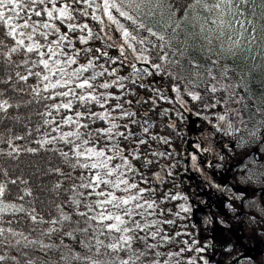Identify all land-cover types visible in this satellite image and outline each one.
Returning <instances> with one entry per match:
<instances>
[{"label":"snow or ice","instance_id":"6c2138e0","mask_svg":"<svg viewBox=\"0 0 264 264\" xmlns=\"http://www.w3.org/2000/svg\"><path fill=\"white\" fill-rule=\"evenodd\" d=\"M249 3L250 0H211V2L210 0H0V26L6 28V31L0 32V36L12 37L14 40L9 47L4 39L0 38V49H4L0 51V56L7 57L5 61L7 64L14 63L11 57L16 53L39 57L38 60L24 59L21 63L24 66L31 63L33 68L42 66V71L28 70L27 75L16 72V76L20 81L25 82L30 76L39 78L43 82L44 92L59 89L48 96L40 95L37 89L32 90L37 93L41 101L45 102L44 106L48 109L46 113H40L45 117L43 124L56 123L52 131L60 133L58 137L50 138H48L49 134L45 133V139L38 140L36 143L43 148L46 144L55 143L59 139L69 146V151L57 149L64 163L72 171L81 170L80 175L75 178L79 183L73 182L64 190L67 198L62 204L55 206L57 216L47 221L36 212L35 208L29 210L23 204L17 205L6 200V197L11 195L8 184H17L19 177L17 180L8 182L0 181V222H5L2 214L27 213L34 224L52 225L41 233L43 236L50 238L53 234H58L61 238L60 245L44 244L41 240L28 239L23 232H16L11 227L7 229L0 227V244L10 243L9 237L5 235L9 233L11 237H20L15 240V245L23 244L24 248L39 245L42 249H59L63 245L66 251L60 255V259L65 264H181L180 258L183 252L205 251L202 247L193 249L192 245H195L196 241H193L192 245H188V241H183L187 247H182L176 252L158 250L173 241L172 236L163 233L161 225L172 224L174 221H162L156 218L149 220L148 218L155 217L157 213L163 215L165 211L171 212V209L161 208V203L178 199L186 201L187 197L169 191L163 193L162 199L158 202L152 198L155 196V189L140 187L135 181L134 177L138 169L134 167L132 160L143 159L145 166L153 163L148 156L142 154L141 146L147 145L151 148L149 139L170 145V139L152 135L150 128L153 124L148 119L142 122L135 119L137 113L125 108V104H132L131 100L121 101L122 97L130 93L125 81L146 88L149 86L138 81L149 76L167 74L169 79L174 81L171 91L176 93L175 100L184 106L185 101L180 96L181 87L178 83L184 78L179 75L174 76L167 67L169 65L179 67L180 59L175 58H187L188 51L193 48L197 40L201 41L200 53L211 64V67L206 69L210 80L219 83L216 73H219L224 80H230L229 72L232 69L227 64H222V61L228 56L236 55V50L241 48L242 41L245 39V33H249L246 25L253 23L246 14ZM260 7L264 9V2ZM153 9H162V16L167 14V28L171 29V36L166 35V30H154L152 26L144 22V16L154 15ZM201 11L208 15L201 16ZM33 16L40 19L34 20ZM78 17H90L91 20L105 27L94 33L89 23L81 22ZM118 17L129 21L134 26V30H130L121 23ZM187 24H191L193 29H196L198 25V31L184 32L182 25ZM112 26H115L121 34L123 43L119 45L108 43L107 46L117 47L119 57H110L106 51L98 48L76 47L77 43L88 45L94 35L98 39L111 41V36L101 34L105 32V28ZM141 31L146 32L147 35L140 36ZM255 32L256 28L253 27L247 43L255 42ZM181 33H184L183 41L180 40ZM25 40L29 43L26 44ZM173 40L179 46L173 47ZM136 45L140 48L138 49ZM126 49L131 50V56L126 54ZM81 53L85 54L83 63L80 62ZM93 53H100V55ZM152 54H155L159 63L153 62ZM101 57L106 58L105 63H126V66L131 69L130 75L121 76L118 74L119 68L112 67L109 70L104 64H99ZM136 61L143 62L147 66L137 68ZM188 63L193 68L201 67L191 58H188ZM97 68L102 70L97 71ZM105 75L112 79L98 82V78ZM195 75L199 77L200 74L197 72ZM11 79L12 77L9 76L8 80ZM216 83L206 85L205 91L216 93L221 89L226 90L232 87L230 84H221L218 89ZM188 84L193 88L199 86V83H193L191 80ZM112 88L120 89V94L116 95L107 91ZM100 89L104 91H98ZM14 91L22 92L24 89H14ZM185 91L194 101L202 98L199 92L188 90L187 85H185ZM152 92L150 102L154 106L158 99H169L163 89L152 88ZM2 95L3 93L0 92V96ZM56 98H61L60 102H55ZM243 99L244 97L241 96L237 102ZM48 100H52L53 103L48 104ZM110 100L116 103L112 104ZM136 103L139 104L141 101L137 100ZM218 103L219 101H216L206 107L215 108ZM96 106L99 107V111L94 110ZM11 107L14 105L8 100L0 99V113L6 114ZM53 110L57 115H61V110H68L72 114L61 115V119L56 121ZM180 115L183 118L182 114ZM216 119L217 130L223 131L225 135L241 131L229 119L227 113L218 115ZM98 121L103 122L105 126L93 127ZM118 121L124 122L118 123ZM61 124L73 126L75 130L61 132ZM136 124L140 125L139 132L131 128V125ZM167 126L173 129L176 127L175 123ZM36 131L39 132L40 129ZM31 134V132L28 133V135ZM23 138L19 135H10L5 140L0 136V143L6 142L9 145L11 151L7 155L12 156L13 153L18 154L20 151L13 141ZM122 141L129 145L127 153L125 147L121 146ZM196 148L199 149L200 145L197 144ZM203 150L208 151V149ZM2 151L0 149V152ZM25 151L36 152L38 149L27 148ZM174 154V152H150V155L155 157H171ZM116 160L120 162L114 163ZM191 160L196 167V155H192ZM168 167L174 168L175 165ZM51 171L64 175L60 168ZM167 174L171 176L172 172L169 171ZM4 175L7 176V172H4ZM154 175L161 178L160 172ZM67 178L73 179L70 174ZM20 182L27 184L24 180ZM143 182L147 183V180ZM61 187L62 182L54 186L56 190ZM117 191L123 194L117 195ZM31 194V190L25 188L23 194L18 195L16 199L23 201L25 195L31 196ZM146 194L149 198H146ZM90 197L95 199L89 200ZM81 207L86 208L87 211H80ZM178 208L180 211L175 213L178 217L180 212L191 211L186 204H180ZM6 223L10 225L13 221L7 220ZM175 235L179 236L181 233L177 232ZM64 238L85 249L86 254L82 255L74 251L72 247L64 245ZM150 239L156 242H149ZM137 244L142 245L143 250H139L136 247ZM122 253L123 258H121ZM21 255L27 256V253L22 252ZM165 256L167 259H163ZM101 257L112 258L102 259ZM6 258L5 255H0V261ZM11 259L17 260L16 257ZM200 259L203 264H208L203 257ZM25 264H34V261L28 259ZM189 264H194V261L190 260Z\"/></svg>","mask_w":264,"mask_h":264},{"label":"trees","instance_id":"16d2710c","mask_svg":"<svg viewBox=\"0 0 264 264\" xmlns=\"http://www.w3.org/2000/svg\"><path fill=\"white\" fill-rule=\"evenodd\" d=\"M147 11V10H145ZM154 15L144 16V22L152 26L154 30L157 31H165L166 35L171 36L172 32L170 28H167V23L159 26L154 23V18L162 17L167 22V14L165 13L163 16L161 15L162 9H153ZM23 15V13L21 14ZM119 18V17H118ZM32 19H40L38 17H32ZM81 22H88L89 26L94 29L95 32H99L101 28H104V25L99 24L97 21L91 20L90 17H78ZM121 23H124L126 27L130 30H134V26L131 25L129 21L124 20L123 18H119ZM19 22V21H17ZM174 26V25H173ZM184 32H192L193 29L189 28L188 25H182ZM192 30V31H191ZM6 31V28L0 26V32ZM26 31V30H25ZM135 34V32H134ZM102 36H111V41H106L105 39H98L94 37L89 41L88 45H80L76 44L77 48L82 47H90L92 49H101L102 51H106L108 56L116 58L119 57V49L117 47H108V43H112L115 45H119L123 43V38L121 34L116 30L115 26L111 28H105V32L101 34ZM140 36L147 35L146 32L141 31L139 33ZM5 44L9 47L12 46L14 40L12 37H3ZM19 37H17L18 39ZM154 39V38H153ZM184 33L180 34V40L183 41ZM25 43H29V41L25 40ZM179 46L175 40H173V47ZM139 49L140 46L136 45ZM43 50V49H42ZM0 51H4V49H0ZM194 49H190L187 54V58L180 59V66L177 67L175 65H169L167 70L172 72L173 75L182 76L184 79L179 81L181 91L180 96L185 101V105L182 106L178 101L175 100L176 93L171 91V86L173 84V80L169 79L167 74L157 75V76H149L142 79V81H138L148 85L149 87L141 88L136 85L131 84L129 81H125L126 86L130 89V93L122 97V101L131 100L132 104H125V108L135 111L137 116L135 119L139 121H143L145 119L153 121V127L150 128V132L152 135H159L163 137H167L170 139V145L164 144L162 142L153 141L149 139V144L151 148H148L147 145H142V154L148 156L150 160L153 161L152 164L145 166L143 159L140 160H132V163L135 168H138V172L135 174V181L140 185V187H151L152 181H154V174L162 169L164 165L168 163H161L160 169L153 171L158 163L166 162L169 158L176 159L179 163L181 159L179 158V152L177 150L182 149L184 147L183 142L185 139L190 137H195L196 135L190 134V130L196 132L195 127H193L192 120L196 117V114L199 113L201 115V121L204 122V119L208 120L210 116L215 119L216 113L220 110H228V103L226 100L225 94L222 92V89L217 91L216 93L206 92L205 86L211 85L213 81L207 79L202 69L193 68L188 63V58L193 59ZM94 55H100V53H93ZM126 54L131 56V50L126 49ZM11 59L14 61L13 64H7L5 61L7 57L0 56V92L3 93L0 96V99H6L10 104L14 105L7 110V113H0V136H2L5 140L9 138V136H22L24 137L21 140H14L13 143L19 147V153H13L12 156H8L7 153L11 151L9 145L5 143H0V149L3 151L0 152V181L8 182L10 180H17V184L13 185L11 183L8 184V188L10 190L11 195L6 197V200L11 203H15L17 205L23 204L26 209L35 208L36 212L44 218L45 221L49 220L52 217L57 216L56 205L62 204L67 198V193L64 191L67 189L73 182L79 183L75 178L80 175L81 170L72 171L68 166L64 163L63 158L59 155L57 149L61 151H69V146L64 144L62 141H57L52 144H46L43 148L40 144L36 143L38 140L45 139V133H48V138L51 136H59V132L52 131L53 128L56 127V123L52 125H44L43 120L44 116L40 115V113H46L48 109L45 108L44 101H41L36 92L32 91L33 89H37L40 95L48 96L53 91L57 90H49L48 92L43 91V82L37 77L30 76L29 79L25 81H20L16 76V72H20L22 75H27L28 70L32 71H42V66H37L35 68L32 67L31 63L28 66H24L21 61L24 59L30 60H38L39 57L29 54L22 55L20 53L13 54ZM153 62L159 63L155 58V54H152ZM106 58L101 57L99 60V64H104L105 67L109 68L117 67L121 65L119 69V75L121 76H129L131 73V69L128 68L125 64H112L105 63ZM80 62H85V54L81 53ZM137 68H143L147 65L143 62L136 61ZM207 66H205V69ZM97 71L102 69L97 68ZM201 71L199 77L195 74L196 72ZM255 74V72H254ZM11 76L12 79L8 80V77ZM112 77L105 75L102 78H98V82L101 80H111ZM189 80L193 83H199L198 87H191L188 84ZM7 81V83H5ZM185 85L188 86V90L196 91L201 94V100L194 101L192 100L185 91ZM244 84L239 83V86L232 90V101L233 104H238V100L241 96L244 97L242 103V110L246 116H248L251 120L255 115L258 117L264 118V108H259V97L257 94L261 92L264 93V75L263 77L253 78V80H249V86L243 87ZM24 89V91H14V89ZM152 88H160L163 89L165 94L168 96V100H157L155 106L150 102V97L153 96ZM98 91H104L102 89ZM107 91L113 92L116 95L120 94V89L112 88ZM235 93V95H233ZM61 98H56L55 102H60ZM140 100L141 103L137 104L136 101ZM171 101V102H169ZM219 101L215 108L206 107ZM48 104L53 103L52 100L47 101ZM110 103L114 104L116 101L110 100ZM15 105H19V107H15ZM162 109H167L169 111H174L175 114V129L168 127L169 125L166 122V114L162 113ZM96 111H99V107L96 106ZM253 110L255 112H253ZM259 110V111H258ZM145 113L147 114L145 116ZM72 113L68 110H61V115H71ZM182 117L181 118V115ZM53 115L55 116L56 121L61 119V115H57L55 110H53ZM19 117V119H16ZM48 119H52V117H47ZM212 121V120H211ZM258 121V120H256ZM124 121H118V123H123ZM105 126L103 122H97V124L93 125V127ZM131 128L139 132L140 125H131ZM36 129H40L39 132ZM203 134L208 135L210 139H216V133L214 130H209L208 127L204 128ZM10 130V131H9ZM75 130L73 126L70 125H60L61 132L73 131ZM264 126L261 130L256 133L249 132V135L245 136L243 129L239 133H236L237 138H235L234 146L231 150V160L232 163L235 164L239 161L248 160V164L250 167L249 171V180L244 182V187L253 190L254 188H258V191L255 193L249 194L246 196L241 193L240 190H237V184L242 186L241 179L239 178L238 182H233L232 190L229 194H231V201L226 203V206L229 208L226 209V213L224 210H220L224 205V194L222 195L219 191H215L213 194L210 193L207 196L201 195L202 199H200V207L199 210L202 214L205 215V219L208 222L216 221L220 222L219 219H222L226 225H232L234 230L238 229L240 231L245 232L246 236H248L249 243H264V170L261 171L259 169V162L256 160V153L253 154V163L249 162L250 153L252 150L262 151L264 153ZM31 132V135L28 133ZM262 132V133H261ZM254 135H250L253 134ZM262 135L258 137L259 135ZM147 138V137H144ZM121 146L125 147L126 153L129 145L126 142H121ZM27 148H36L38 151L36 152H28L25 151ZM170 150L175 154L171 157H155L151 156V151H159V152H167ZM243 158V159H241ZM264 160V156H263ZM119 160L114 161V163H119ZM238 166V171L240 172L242 167ZM240 167V168H239ZM60 168L64 175L58 174L55 171H51L52 169ZM166 168L164 171L166 173ZM153 171V172H152ZM4 172H7V176L4 175ZM258 173L260 174L258 177ZM68 174H70L73 179L69 180L67 178ZM153 174V175H152ZM166 176V174H165ZM240 176V175H238ZM137 177V178H136ZM257 177V178H256ZM162 178V177H161ZM20 180L27 181V184H23ZM147 180V183L143 181ZM162 180V179H160ZM159 180V181H160ZM62 182V187L59 190H56L54 186L58 183ZM152 186L151 188H153ZM28 188L31 190V196L25 195L24 200L21 201L16 199L18 195L23 194V189ZM239 188V187H238ZM240 189V188H239ZM164 190L160 188L155 191V196L152 197L156 199L158 202L162 199V194ZM117 191V195H121ZM202 194V193H200ZM244 195L243 203L239 200V210L237 211L236 216L234 215L235 211L231 208V205L234 203L235 196ZM187 200H175V201H165L160 204V207L167 210L171 209V212L165 211L163 215L157 213L155 217H149L151 220L153 218L159 220H172L174 223L172 224H162L161 228L164 234L172 236L173 241L167 245H163L158 250L168 252H176L179 251L182 247H187L183 243V241H188V245H192L193 241L197 243L192 245L194 248H204L205 251L197 252L195 250H187L181 254V264H189V261H194V264H203V261L200 259L201 257L204 260L208 261L210 264V256L212 251L214 250V244L204 237L203 232L196 233L198 229H203L205 226L201 224V226H197L194 224V210L191 207L193 202V196H189L185 194ZM228 196V195H227ZM233 196V200H232ZM146 198H149L146 194ZM89 200L95 199V197L88 198ZM181 201V202H180ZM185 203L186 206L191 208V211L188 213L180 212V216H176L175 213L180 211L178 205ZM183 203V204H184ZM110 207V206H109ZM205 208V209H203ZM67 206H65V211H67ZM100 210V209H98ZM80 211H87L86 208L81 207ZM113 211H115L113 209ZM227 215V220L225 215ZM3 215V221L0 222V227L4 228H13L16 232H23L24 236L28 237L30 240H41L44 244H54L60 245L61 238L58 234H53L50 238L47 236H43L41 233L46 230L49 225L47 223L34 224L27 216V213H15L8 212ZM230 217V218H229ZM75 218V217H74ZM140 219L139 217H137ZM7 220H12V224L6 223ZM220 224V223H218ZM217 224V225H218ZM223 224V225H225ZM57 227H59L57 225ZM33 229H35L33 231ZM205 229V228H204ZM249 231V233H248ZM256 231L258 234L259 241L253 240L254 236L252 234ZM179 232L181 235L176 236L175 234ZM143 234V233H141ZM7 237H9L10 243L0 244V255H5L7 258L4 261H0V264H25L26 260L30 259L34 261V264H65L64 261H61L60 255L66 251L63 245L59 249H42L39 245L30 246L28 248H24L23 244L15 245V240L20 239V237H11L9 233H5ZM83 238V237H81ZM101 239L103 237H100ZM107 243V241H105ZM149 242L155 243L156 241H152L150 239ZM64 245H68L73 248L74 251L80 252L82 255L86 254V250L82 247L73 244L68 238H64ZM251 247L252 250H245L243 253H249V256L243 257L239 264H264V247L258 252L254 253V247ZM136 247L139 250H143V246L137 244ZM248 251V252H247ZM22 252H26L27 256L21 255ZM123 254V253H122ZM124 255V254H123ZM242 255V254H240ZM239 255V256H240ZM11 257H16L17 260H12ZM251 258V259H249ZM163 259H167V256L163 257ZM226 264H234L231 256L227 259Z\"/></svg>","mask_w":264,"mask_h":264},{"label":"flooded vegetation","instance_id":"af4514ba","mask_svg":"<svg viewBox=\"0 0 264 264\" xmlns=\"http://www.w3.org/2000/svg\"><path fill=\"white\" fill-rule=\"evenodd\" d=\"M165 116L167 117L166 122L171 124L172 120L170 116ZM175 122L176 121H174V123ZM192 124L196 129L194 133L196 136L185 139L183 142L184 147L177 150L179 152V158L181 159L180 163L172 158H169L166 162L158 163L156 166L157 168L153 171L160 169L161 163H168L166 167L164 166V168H166V176L162 177V180L155 179L152 181V186H154L153 189H155V191L162 188L164 190L163 193L171 191L173 194L180 193L182 196L187 194L189 199V196H193L194 203L191 204V207L194 210V224H197L199 227L206 222L204 228L208 229L209 227L207 226H211V224L206 221L205 215L199 211L201 209L199 201L202 199L200 196H207L210 193L213 194L215 191H219L222 195L224 194L225 203L220 210H224L226 213V203L231 201V194L229 193L234 186L233 182H238L240 178L238 175H240L243 170L246 171V169H249L250 171V167L247 163L248 160H244V162L241 160L235 164L232 163L230 153L235 143L231 138L232 134L225 135L223 131L217 130V124L211 121V119H204L202 123L201 115L199 114L193 118ZM205 127H208L209 130H214L217 138L212 140L208 135L203 134ZM205 135L208 137H205L206 145L203 144L202 137L200 138V136ZM197 144L200 145L199 149L196 148ZM203 149H208V151H204ZM167 152L171 151L168 150ZM192 155H196L197 157L195 162L196 167L193 166L191 160ZM221 157H223V159H221ZM256 160L259 162L263 160V158H260V154L256 153ZM173 164L175 165L174 168L168 167ZM239 165L242 167L240 172L238 171ZM169 171L172 172L171 176L167 174ZM237 186L240 189L238 187H236V189L240 190V192L246 196L258 191V188L250 190L238 184ZM179 200L183 201L184 199ZM241 203H243V198L241 199ZM221 215L225 214L223 213ZM225 218L227 220V215H225ZM219 221L222 222V219H219ZM226 224L223 225V223H220L218 225H212L213 227H210L212 230L211 233L207 235V237L205 236L214 244V250L210 256V264H226L230 256L235 264V260L240 254H244L243 252L247 249H249V251L252 250L251 247L255 245V243L248 242V236H246L245 232L238 229L234 230L235 228L231 229V227H228Z\"/></svg>","mask_w":264,"mask_h":264},{"label":"rangeland","instance_id":"374dc122","mask_svg":"<svg viewBox=\"0 0 264 264\" xmlns=\"http://www.w3.org/2000/svg\"><path fill=\"white\" fill-rule=\"evenodd\" d=\"M211 2V0H210ZM264 2V0H250L249 5L247 6L246 9V14L248 16V19L252 20L253 23L251 25H246V27L249 29V33H251V29L253 27L256 28V32L254 33V35L256 36V40L254 43H247V40L250 39L249 33H245V39L242 41V45L241 48L236 50V55L235 56H228L226 60L222 61V64H227L229 66V68L232 69V71L229 72V76L231 77L230 80H224L223 78L220 77L219 73H216L217 78L219 80V83H216V81H213V83H216L217 88H220L221 84H230L232 85V87L225 89H222V92L225 94L226 96V100L228 103V110H220L218 113H216L215 115V119L210 116L209 119H211L212 121H214L217 124V119L216 117L218 115H223L225 113H227L229 119L232 120V122L234 123V125L236 127H239L240 129H243V131L245 132L244 135L247 136L249 135V132H253L256 133L257 131L261 130V128L264 126V118L258 117L257 115H255L253 118H250L248 116H246L242 110V101L241 103L238 102V104L234 105L233 101H232V90L234 88H236L237 86H239V83L244 84L243 87L249 86V80H253V78H259V77H263L264 75V15H262V12H264V9H262L260 7L261 3ZM201 16H207L208 14L201 11ZM152 17V16H151ZM154 23L161 26L164 23H167L162 17H156L154 18ZM227 19H231V17H227ZM165 25V24H164ZM189 28L191 27V24H187ZM193 29V28H192ZM192 31V30H191ZM193 31H198V25L196 29H193ZM235 35V32L233 33ZM191 43V41H190ZM200 44L201 41H195L193 48L194 51H192L193 55V60L196 61V63L200 64L202 66V69H200L202 72H204V75H206V77H208L206 69L208 67H211V64L208 60H206L204 58V55H202L200 53ZM189 53V52H188ZM187 53V54H188ZM175 59H181L179 57H176ZM205 66H207V68L205 69ZM201 71L197 72L199 74H201ZM196 72V73H197ZM255 72V74H254ZM207 79H210L209 77ZM257 96L259 97V108L262 109L264 108V93H260L257 94ZM253 112H255L253 110ZM199 114V113H198ZM196 114V116L198 115ZM258 120V121H256ZM264 132V131H263ZM262 133V132H261ZM190 134L193 135L194 131L190 130ZM236 134V133H235ZM232 134L231 138L232 140H236L235 138H237V135ZM262 136L261 134L258 136L260 137ZM202 137V138H201ZM205 136H200V138L203 140V144L206 145V140H205ZM208 138V137H207ZM258 153L260 154V158L264 156V153L262 151H258V150H252V152L250 153V158H249V162L253 163V153ZM259 169L261 171L264 170V160L259 161ZM264 172V171H263ZM260 174L258 173L257 177ZM256 177V178H257ZM137 178V177H136ZM240 179L243 183H241L242 187H244V182L249 180V169L243 170L242 173H240ZM244 197V195H236L235 199H234V203L233 205H231V208L235 211L234 215L236 216L237 211L239 210V200H241ZM232 200H233V196H232ZM185 204V203H184ZM228 208V207H227ZM229 209V208H228ZM218 223H223L224 222H216V221H212L210 222L211 226H207L209 227L208 229H198L196 231L197 234H199V232H203L204 237L207 235H209L211 233V228L213 227L212 225L214 224H218ZM228 227H231L232 229V225H228ZM234 229V228H233ZM249 233V231H248ZM252 236H254L253 240L259 241V236L256 233V231L252 234ZM104 239V237L102 238ZM124 255L121 254V258H123ZM102 259H111L112 257H101Z\"/></svg>","mask_w":264,"mask_h":264},{"label":"water","instance_id":"95a60500","mask_svg":"<svg viewBox=\"0 0 264 264\" xmlns=\"http://www.w3.org/2000/svg\"><path fill=\"white\" fill-rule=\"evenodd\" d=\"M117 68H121V65H118L117 66ZM164 110H167V109H162L161 111H162V113L163 114H166V115H168V116H170V118H171V120H172V122L171 123H174V121H175V114H174V111H169V110H167L166 112L164 111ZM151 123H153V121L150 119L149 120ZM136 169H138V168H136ZM157 172H160L161 173V177H164L165 176V171H164V165L162 166V169L161 170H159V171H157ZM156 172V173H157ZM155 176V175H154ZM156 177V176H155ZM157 178V177H156ZM157 179H161V178H157ZM263 247H264V243H259V244H256L255 245V247H254V253H258V252H260L262 249H263ZM247 256H249V253H244V254H242V255H240L237 259H236V261H235V264H239V261L241 260V258H243V257H247Z\"/></svg>","mask_w":264,"mask_h":264}]
</instances>
